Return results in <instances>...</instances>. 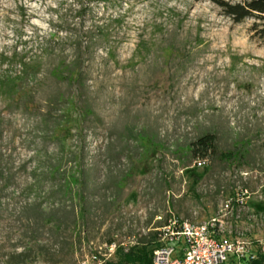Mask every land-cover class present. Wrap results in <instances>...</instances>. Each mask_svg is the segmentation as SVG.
Here are the masks:
<instances>
[{"label":"rangeland","instance_id":"obj_1","mask_svg":"<svg viewBox=\"0 0 264 264\" xmlns=\"http://www.w3.org/2000/svg\"><path fill=\"white\" fill-rule=\"evenodd\" d=\"M255 21L211 0H0V264H152L172 217L219 219L264 264ZM209 131L199 162L186 145ZM242 137L246 159L219 156Z\"/></svg>","mask_w":264,"mask_h":264},{"label":"built area","instance_id":"obj_2","mask_svg":"<svg viewBox=\"0 0 264 264\" xmlns=\"http://www.w3.org/2000/svg\"><path fill=\"white\" fill-rule=\"evenodd\" d=\"M205 162V161H203ZM217 218L211 221L193 222L189 219L170 218L157 228L158 245L153 251L152 264H253L257 255L249 252L244 240H225L217 235ZM176 243H184L180 252ZM113 251L117 247L114 241L108 245ZM101 251L92 255L95 264H102ZM105 259V255H103Z\"/></svg>","mask_w":264,"mask_h":264},{"label":"trees","instance_id":"obj_3","mask_svg":"<svg viewBox=\"0 0 264 264\" xmlns=\"http://www.w3.org/2000/svg\"><path fill=\"white\" fill-rule=\"evenodd\" d=\"M211 1L221 6L235 22H241L246 18H255L254 29L257 34L264 37V0H244L234 3L229 0ZM72 74H74V71L71 72V75ZM138 138H146L149 143H151L152 140L149 135L145 134H138ZM217 139L218 133L215 131L203 133L186 145L187 152L192 154L199 162L206 161L209 154L217 152ZM250 147L251 140L247 137H242L233 142L232 148L219 151V156L229 163L234 160H244L250 155ZM154 234L155 240L158 239L157 232ZM112 242L113 241H111L110 244ZM127 256L131 258L130 254ZM141 259L144 260L145 263L151 262V259L145 257L143 254L141 255ZM25 261L26 259H22L21 264H24ZM253 264H259V260L255 259Z\"/></svg>","mask_w":264,"mask_h":264}]
</instances>
